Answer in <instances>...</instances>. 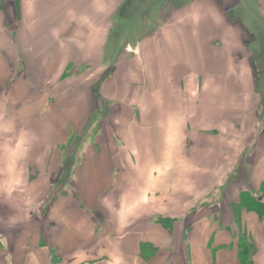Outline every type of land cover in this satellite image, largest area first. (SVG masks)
Masks as SVG:
<instances>
[{"label":"crops","instance_id":"0c3cea01","mask_svg":"<svg viewBox=\"0 0 264 264\" xmlns=\"http://www.w3.org/2000/svg\"><path fill=\"white\" fill-rule=\"evenodd\" d=\"M263 57L264 0H0V264H264Z\"/></svg>","mask_w":264,"mask_h":264},{"label":"trees","instance_id":"16d2710c","mask_svg":"<svg viewBox=\"0 0 264 264\" xmlns=\"http://www.w3.org/2000/svg\"><path fill=\"white\" fill-rule=\"evenodd\" d=\"M147 17H148V15H146V14L142 15L141 21L144 22L145 20H147ZM262 63H261L263 65L262 69H261L262 74L261 75L259 74V71L257 70V67L255 65V62H254V73H255L257 84L259 86L258 90L261 91V93L264 96V61ZM244 197H246V196H244ZM256 205H258V212H260V214H263L264 213V204L259 202L258 204L256 203ZM249 251H250L249 247H246V244H242V249L240 250V257L242 258L243 264H253L252 260L250 259Z\"/></svg>","mask_w":264,"mask_h":264},{"label":"bare ground","instance_id":"6f19581e","mask_svg":"<svg viewBox=\"0 0 264 264\" xmlns=\"http://www.w3.org/2000/svg\"><path fill=\"white\" fill-rule=\"evenodd\" d=\"M74 34H75V32H74ZM99 34H100V32L96 34V36H95L96 39L98 38ZM91 43H92V45L89 47V50H88L89 52H93L96 49V41L92 40ZM228 112H230L232 115H238L241 112V110L235 109V110H230Z\"/></svg>","mask_w":264,"mask_h":264},{"label":"rangeland","instance_id":"374dc122","mask_svg":"<svg viewBox=\"0 0 264 264\" xmlns=\"http://www.w3.org/2000/svg\"><path fill=\"white\" fill-rule=\"evenodd\" d=\"M118 32H120V30H118V29H116V31H115V33H118ZM114 48H116V47H114ZM260 48H262V47H260ZM113 49V46H108L107 47V53H109V51H111ZM264 58V57H263ZM263 58L260 60V58L258 59V60H256L255 61V65H256V67H257V70L259 71V74L261 75L262 73V71H261V69H262V62H263ZM261 61V62H260ZM262 63V64H261Z\"/></svg>","mask_w":264,"mask_h":264}]
</instances>
